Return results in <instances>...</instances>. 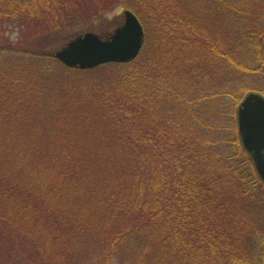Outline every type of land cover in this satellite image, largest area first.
<instances>
[{"label": "trees", "instance_id": "1", "mask_svg": "<svg viewBox=\"0 0 264 264\" xmlns=\"http://www.w3.org/2000/svg\"><path fill=\"white\" fill-rule=\"evenodd\" d=\"M88 1L94 14L132 9L157 43L85 69L7 57L24 66L0 73V264H251L264 183L235 107L257 71L235 47L258 48L261 0ZM34 3L0 0V21L24 17L34 32L74 14L67 0ZM212 4L235 47L206 23ZM215 74L230 88L213 89Z\"/></svg>", "mask_w": 264, "mask_h": 264}, {"label": "rangeland", "instance_id": "2", "mask_svg": "<svg viewBox=\"0 0 264 264\" xmlns=\"http://www.w3.org/2000/svg\"><path fill=\"white\" fill-rule=\"evenodd\" d=\"M35 3V9L39 12L40 11V4L41 1H47L48 0H34ZM69 2H74L72 5L68 8V11L74 10V14H69L66 20V27L64 26H55L52 24L51 17L49 18L46 23H43L41 31V26H35L34 32L32 30L33 23L28 24H22L24 23V17H22L20 20L22 23L17 22V20L10 19L1 22L0 21V51H2V47H5V50L0 55V73L5 72L4 67L8 64L15 63L17 67L24 66L23 62H20L21 58L18 57V60L13 59L9 61L7 57H9L12 53V50L15 49H21L22 51H30L33 53H47L53 52L55 49L62 46L64 43H66L68 40L76 36L78 33H82L84 31H92L96 34H108L116 25L121 23L123 21L122 14L124 9H130V8H124L121 5L117 4L110 9H104L101 12H98L97 14L92 13L95 9L90 5L88 0H81L80 3L77 0H67ZM51 3V2H50ZM84 4V5H83ZM254 5L255 9L261 10L264 13V9L261 6H264V1L261 0V2H256ZM48 6V5H47ZM213 4L211 6L212 10L211 12L205 13L206 23L210 27L213 36H217L219 34L221 37L226 38L230 41V45L232 47H235L237 44V41L235 38H231L232 35L237 34V29H232V27L224 28L222 27V21L223 18L221 17V14L217 11L214 12L215 7L213 8ZM55 7V6H53ZM218 7V5H217ZM210 8V9H211ZM45 10V9H41ZM47 10V9H46ZM132 11V9H130ZM59 10L57 9V12ZM134 12V11H133ZM135 13V12H134ZM41 14V13H40ZM136 14V13H135ZM42 16V14H41ZM261 21L264 22V14L259 16ZM145 22V23H144ZM143 23L145 24V30L144 36H143V46H145L146 42H149V38L152 37L151 42L157 43L156 37L150 33V31L147 28L148 22L146 20H143ZM32 26H31V25ZM143 25V24H142ZM144 29V26H143ZM32 33H31V32ZM98 34V35H99ZM257 40V39H256ZM263 43H264V33L260 37V42L258 48H256L254 45L251 50L246 51L243 54L242 49H239L238 47H235L237 51L240 52V58L243 60L250 59V62L253 60V62L250 64L249 67H252L253 69H256V73H251L249 75H245V84L247 85L246 88H252L250 90H245V92L242 94L241 100L249 93V92H256L262 96H264V49H263ZM256 48V49H255ZM140 49V50H141ZM48 54V53H47ZM52 56H54L52 53H49ZM236 58V57H235ZM237 59V58H236ZM22 61V60H21ZM67 67V66H66ZM233 75V74H229ZM234 76V75H233ZM244 77V76H242ZM224 78L228 79V76H221V74H215L212 78L214 80V87L216 91L217 88L220 90L221 88H230L229 85L225 84ZM225 79V80H226ZM228 83V82H227ZM239 103L236 105L235 109L238 107ZM237 112V109H236ZM238 126H237V119H236V135L239 138L238 135ZM258 244L255 246V249L257 250L253 251L249 250L247 252L248 259L249 257L253 259L251 264H263L264 260V235L261 237L260 241H257ZM128 251V250H126ZM126 258H129V255H133V252L126 253ZM118 261L122 260L120 257L117 258ZM117 259L113 260V264H119Z\"/></svg>", "mask_w": 264, "mask_h": 264}, {"label": "water", "instance_id": "3", "mask_svg": "<svg viewBox=\"0 0 264 264\" xmlns=\"http://www.w3.org/2000/svg\"><path fill=\"white\" fill-rule=\"evenodd\" d=\"M122 15V23L113 28L107 38L84 31L47 53H52L64 66L78 69L130 61L140 52L144 29L130 9H125ZM236 109L239 140L243 150L249 154L258 177L264 182V96L249 92Z\"/></svg>", "mask_w": 264, "mask_h": 264}]
</instances>
